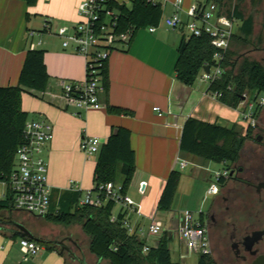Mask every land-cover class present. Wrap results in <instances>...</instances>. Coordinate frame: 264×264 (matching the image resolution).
Masks as SVG:
<instances>
[{"label": "crops", "instance_id": "obj_1", "mask_svg": "<svg viewBox=\"0 0 264 264\" xmlns=\"http://www.w3.org/2000/svg\"><path fill=\"white\" fill-rule=\"evenodd\" d=\"M83 1L49 0L46 5L44 0H38L35 6L29 7L23 0H0V87L18 85L31 44H35V49L45 52V64L50 76L48 87L45 91L36 92L34 95L24 93L22 108L29 114V120L32 118L45 120L54 129V138L46 145L44 151L49 168L51 206L53 203V206L58 208L62 196L69 192L81 193L82 199L85 193L95 186L94 174L99 154L91 159L87 158L81 150V140L84 137H96L104 145L115 129L124 128L131 133V146L135 152L136 166L127 195L139 206L141 213L137 214L135 209L117 204L114 215L117 216L122 212L126 220L136 229H146L153 217L159 219L158 215L161 212L158 211V203L171 172L189 169L187 177H183L181 172V180L171 210L174 212L172 220L175 223L171 230L177 232L182 214L185 212L178 210L181 206L175 207L179 195L183 194L182 205L185 197H193L200 181L207 182L212 178L207 174L212 162H205L201 158L180 151L185 122L189 118H195L229 129L234 127L245 134L247 127L240 120L244 108L242 106L231 108L213 97L209 92V83L200 77L192 86H187L177 79L175 67L178 47L186 34L184 29L170 28L165 22L176 13L173 5L176 0H157L162 4L163 16L155 31L150 32L149 28L138 30L128 44H119L113 50L107 62L106 85L99 94L101 108L80 112L69 108L62 97L61 82L83 81L86 77V60L75 51L74 46L65 49L64 39L62 41L60 39L62 36L58 37V32L67 24L71 25L69 33H72L73 27L80 20L78 6ZM182 1L183 12L180 16L184 21H188L186 12L193 5H206L213 0ZM27 9L31 12L27 13ZM33 14L36 16L44 14L48 19H60V22L52 24L53 34L39 32L40 35L31 31L35 32L31 37V32H25L24 15L30 20ZM240 21L241 24L237 26L235 22V36L242 27L243 22ZM28 36L31 39L40 38L37 42L29 43ZM241 48L237 41L232 40L230 50ZM261 115L262 113L259 119ZM251 144V141H247L243 151ZM180 160L187 161L189 165L185 169H180ZM242 160L243 158L239 163H242ZM142 182L147 183L145 192L139 189ZM231 183L237 184L236 181L229 180L225 186H221L217 195H210L208 188L206 196L213 197V201L222 199ZM186 186H188L186 190L188 194L185 196L186 191L183 193L182 191ZM206 196L201 200L199 206L201 209L207 203ZM8 198V186L0 182V200ZM21 213L16 210L12 213L2 211L0 218L8 215L10 216L8 220L17 222L13 216ZM202 214L205 219V214L201 212L200 215ZM44 222L45 225L39 227L41 228L39 230L35 228L37 226L22 224L36 239L43 241L41 243L32 240L41 245L42 253L39 255V251L35 255H29L34 256L31 260L22 250L24 256L16 255L13 251V243L7 239V237L12 239L18 237L20 246V240L24 237L18 235L17 228L0 224L7 230L0 231V264H65V257L60 252L49 249L47 244L54 239L45 236L44 229L50 227L48 222L45 220ZM76 226H79L83 232L80 225L69 228L52 226L50 229L72 230ZM177 236L180 249L184 251L186 247L178 232ZM145 238L149 240L150 237ZM157 240L158 237L152 245L147 243L148 246L156 245ZM93 257L96 259L95 256ZM181 257L185 258V255ZM102 263L103 261H100V264Z\"/></svg>", "mask_w": 264, "mask_h": 264}, {"label": "trees", "instance_id": "obj_2", "mask_svg": "<svg viewBox=\"0 0 264 264\" xmlns=\"http://www.w3.org/2000/svg\"><path fill=\"white\" fill-rule=\"evenodd\" d=\"M27 6H35L38 0H23ZM223 14L231 17L232 13L242 20V27L233 40L241 49L248 48L252 42L254 20L245 17L240 5L245 0H213ZM235 5L230 9L231 3ZM118 32H131L132 37L138 30L156 27L160 24L163 9L157 0H131L130 7L120 6ZM29 15L27 14V18ZM131 37V39H132ZM241 49L228 50L221 62L223 73L210 87L211 94H219L223 104L238 108L244 101V94L264 92V65L241 53ZM216 49L207 34L201 37L183 38L178 47V60L175 67L177 79L192 86L207 67H214ZM107 63L101 71V85H106ZM50 76L45 64L43 50L29 49L20 73L19 83L15 87H0V182L8 183L16 166L17 148L23 141L24 128L29 114L23 111L24 93L34 95L45 91ZM261 110L257 112L260 116ZM257 138L253 129L245 134L236 128H225L195 118H189L183 127L180 141L181 153L201 158L205 162L229 163V170L239 168L243 148L247 141ZM136 171L135 152L131 146V133L124 128L113 131L106 144L101 148L95 167V186L92 193L100 200L99 206H81V193H66L62 196L57 212L42 217L46 222L72 227L80 225L89 238V254L98 261L109 264H180L172 260L170 245L174 240V231L165 230L156 245L147 246L146 240L137 232L130 234L124 225V213H119L116 220L114 211L117 206L106 193L108 183H120L123 195H127ZM181 172L172 171L166 182L158 203L159 212H170L181 180ZM230 179H233L232 177ZM229 179L220 178L219 184L225 186ZM12 213L11 194L7 200H0V212ZM0 231L6 232L0 225ZM16 234V231H14ZM49 249H56L50 243ZM57 250V249H56ZM198 264H216L212 255H200Z\"/></svg>", "mask_w": 264, "mask_h": 264}, {"label": "built area", "instance_id": "obj_3", "mask_svg": "<svg viewBox=\"0 0 264 264\" xmlns=\"http://www.w3.org/2000/svg\"><path fill=\"white\" fill-rule=\"evenodd\" d=\"M182 0H176L173 5L176 13L166 19V25L173 29H186L190 37H201L207 34L211 39V44L216 49L214 61L216 65L210 67L209 72L203 70L200 78L211 85L223 73L221 62L225 53L229 50L233 36L235 35V16L231 17L223 14L219 5L211 1L206 5H193L187 12L188 21H184L180 16L182 9ZM131 5V0H84L78 6L79 22L73 27L72 33H68L63 42L66 49L74 46L75 51L86 60V77L83 81H62V97L69 108L76 111L88 109L98 110L101 108L99 94L103 90L101 85V71L105 63L119 44H128L132 33L118 32V20L120 16L119 7ZM130 7V6H129ZM52 23L46 21L43 28L44 32L52 33ZM62 30V29H61ZM150 32L155 31V27L149 28ZM62 33V32H60ZM35 32H31L33 37ZM60 35V34H59ZM31 50L35 49V44H31ZM214 69V70H213ZM248 93L244 94V101L241 103L244 109H249V113H242V120L247 123V129H256L259 124L257 117L258 110L264 107V98L260 100L257 111H254V105L248 103ZM219 98V94H212ZM157 110V109H155ZM54 138L53 126L45 120H28L23 134V141L17 148L16 166L9 177L7 184L9 194H11L12 206L14 210L25 212L37 217H45L50 213L51 207V186L48 183V163L44 157L46 145L52 142ZM103 143L96 137H84L81 140V150L87 158L91 159L97 156ZM189 163L180 160V169H185ZM230 170L216 175V183L212 182L208 193L217 195L220 192V178L228 179ZM141 192H145L146 182L139 185ZM107 195L123 207H131L140 214L139 206L128 196L121 193V185L108 183L105 186ZM81 206H99L100 200L88 191L80 200ZM116 220V216L112 217ZM125 227L130 234L137 232L142 238L159 237L165 227L161 220L153 217L148 226L147 233L144 229H136L127 220ZM178 235L183 242L186 250L190 254L211 255V245L207 233L206 225L195 222L194 214L185 211L182 214L181 223L177 229ZM20 247L26 256L35 255L41 250V245L37 242L23 238L20 240ZM144 253L149 251V246H145Z\"/></svg>", "mask_w": 264, "mask_h": 264}, {"label": "flooded vegetation", "instance_id": "obj_4", "mask_svg": "<svg viewBox=\"0 0 264 264\" xmlns=\"http://www.w3.org/2000/svg\"><path fill=\"white\" fill-rule=\"evenodd\" d=\"M260 1L248 0L247 6L251 10L255 5L258 7L261 2L264 3V0ZM256 15L257 13L245 15V17H253L251 39L254 38L256 42V47L247 49L245 54L251 59L256 55L257 59L253 60L264 65V11L261 14V24L258 29L260 33L257 34ZM261 113L264 114V107L261 109ZM253 132L257 138L250 141L262 143L264 149V127L260 128L258 124ZM261 154L262 157L257 160L255 158L248 162L246 160L247 163H239V168L232 169L234 175H230L228 179L245 187V191L242 189L243 194H240L239 190L229 187L220 199L222 201H215L205 215L211 255L214 256V251L221 264H252L257 257L264 254V153ZM231 177L233 179H230ZM218 226L222 228V234L219 241H215L212 233ZM257 233L260 235H255ZM53 241H56V244H53ZM49 243L75 264H90L86 254L73 239L62 238L61 240H50ZM93 264H100V261L96 260Z\"/></svg>", "mask_w": 264, "mask_h": 264}, {"label": "rangeland", "instance_id": "obj_5", "mask_svg": "<svg viewBox=\"0 0 264 264\" xmlns=\"http://www.w3.org/2000/svg\"><path fill=\"white\" fill-rule=\"evenodd\" d=\"M247 1L240 5V10H241V12L244 15L257 13L256 20H255V24H256V27H257L256 28V31H257L256 34L260 33V31L258 29H259V26L261 24V20H260L261 19V14L264 11V3L261 2L263 0L260 1L261 3H260V5L258 7L255 5L254 7H252L251 10L247 6V3H248ZM44 3L46 5H48L49 0H44ZM234 5H235V3L233 1L231 3L230 9L233 8ZM26 12L28 13V12H31V11L29 9H27ZM24 18H25V20H24V24H25L24 25V30H25V32H27V33L29 32L30 33L31 31H35L38 34H40V33H42V34H44V33L53 34V32L49 33V32H44L43 31V28L46 25V21L50 20L51 23L53 25H55L60 20V19L56 20V19H52V18L48 19L47 15H44V14L43 15H37V16L33 14L30 17V20H27L25 15H24ZM78 21H77V23H78ZM61 22H63V21H61ZM240 24H241V21L239 19H236V26L240 25ZM65 25L66 26H63L62 30H59V32H58V34H60L58 37L62 36V37H60V39H62V41H63V39L64 40L66 39V36L68 35L69 30L72 28L71 25H67V24H65ZM60 32H62V33H60ZM184 34L188 35V31L186 29L184 30ZM28 38H29V36H28ZM39 38H37V37L34 38V39L29 38V43L31 41L37 42ZM254 47H256V42L254 41V38H253L250 46L248 48L241 49L240 51H241L242 54L243 53L245 54L247 49H253ZM252 58L253 59H257V56L254 55ZM262 98H264V92H260L258 94H257V92L250 93L249 98H248V103L254 105V111H257L258 103L260 102V100ZM245 112L249 113V109H247V110L244 109L243 113H245ZM240 118H241L240 120H242L243 116L241 115ZM32 120H38V119L32 118ZM242 122L247 127V123L244 120H242ZM259 127L260 128L264 127V114H262L260 119H259ZM261 153H264V149H263L262 143L252 142V144L249 147L245 148V150L242 152V157H241V158H243L242 163H247L252 158H255L257 160L258 158L262 157ZM246 160H247V162H246ZM230 166H231V164H229V163H222L221 164V163L212 162L209 165V170H208V173H207L208 177L212 176V178H209V181H207V182H201L200 181L197 184V186H196L197 188H196V190L194 192L193 197L192 198L185 197L183 199L182 205H181V202H182L181 198L183 197V194L182 195L180 194L178 199H177V203L175 204L176 205L175 207L179 208L181 206L180 209H178V210H181L183 212L186 211V210L190 211V212H193L195 222H199L201 225L204 226L205 225L204 215L203 214L200 215V213L202 212V213H204L206 215V213L209 211V209L215 203V201L216 202H221L222 201V200H218V201L214 200L213 201V197L206 196V191L210 187L212 182L216 183V175L218 173H223L225 170H229ZM181 172L183 174V177H187V174H189V169L182 170ZM219 186L221 188L220 184H219ZM230 187H233L234 189L239 190L240 194H243L242 189L243 190L245 189V187H242L239 184H232V183H231ZM187 189H188V186H186V188L182 191V193L185 192ZM187 194H188V191L185 192V196ZM205 196L208 197L207 203L205 204V206H202V209H201L199 206H201L200 205L201 204V200ZM226 204H228V203H226ZM56 212H57V208L55 206H53V203H52V206L50 207V213L49 214H53V213H56ZM170 212H161V213H159L158 218L163 222L164 227L166 229L172 231L171 227L173 228L175 226V223L172 220V216H173L174 212H171V213ZM5 216H3V218H5V219H8V217L10 218V216H8V215L6 217ZM13 219L16 220L20 224H25V225H30V226H37V227H35L37 230L41 229L39 227H41V226L43 227V225H45L44 219H39V218H37V217H35V216L31 215V214L25 213V212H22L19 215H14ZM48 224H49L48 227H50V228H52V226H53V228L54 227H56V228L62 227V225L54 224V223H51V222H48ZM50 228L49 229H46V228L44 229L45 230V236L48 239L61 240L62 238H71L75 242H77L78 246L86 254V256L88 258V262L90 264H93V263L96 262V259L89 254V249L88 248H89L90 240H89L88 237H86L84 232L81 231L79 226H76V228H74L72 230H68V229H65V230H63V229H61V230H53V229H50ZM144 230L147 233L148 227L146 229H144ZM174 233H175V237H174L173 242L171 243V252H172L171 255H172L173 261L177 262V263H180V264H198L200 255L199 254H195V253L190 254V253H188V251L186 249L184 251L181 250L180 246H179V240H178L177 232L174 231ZM221 234H222V228L220 226L216 227L215 230L212 233L213 240L219 241V238H220ZM7 239L13 243V251L16 253V255L24 256V254L21 253V249H20V246H19V238L15 237L14 239H12L11 237H7ZM143 239L146 240V238H143ZM146 242L149 245H152L153 243H155V238L154 237H150L149 240L148 239L146 240ZM41 253L42 252L40 251L38 254L40 255ZM77 253H78V251H77ZM213 253H214L213 257H214V260H215L216 264H221V262L218 260L217 254L214 251H213ZM181 255H185V258H182ZM27 257H28L29 260H31L34 256H27ZM65 264H75V263L70 258L67 257V258H65ZM102 264H109V263L108 262H103Z\"/></svg>", "mask_w": 264, "mask_h": 264}, {"label": "water", "instance_id": "obj_6", "mask_svg": "<svg viewBox=\"0 0 264 264\" xmlns=\"http://www.w3.org/2000/svg\"><path fill=\"white\" fill-rule=\"evenodd\" d=\"M209 69H210V67L207 66L205 68V71L209 72ZM230 175L231 176L234 175V171L233 170L230 172ZM0 224L12 225V226L17 228V233H18L19 236L43 243V241H40V240L36 239L22 224H19V223L13 221V220H8L7 221V220H5L3 218H0ZM255 235H260V234L257 233ZM52 243L56 244V241H53ZM252 264H264V254H262L259 257H257Z\"/></svg>", "mask_w": 264, "mask_h": 264}]
</instances>
